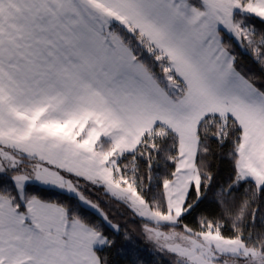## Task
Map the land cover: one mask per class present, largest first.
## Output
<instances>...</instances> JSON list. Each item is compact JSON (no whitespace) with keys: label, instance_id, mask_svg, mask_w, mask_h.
<instances>
[{"label":"snow or ice","instance_id":"snow-or-ice-1","mask_svg":"<svg viewBox=\"0 0 264 264\" xmlns=\"http://www.w3.org/2000/svg\"><path fill=\"white\" fill-rule=\"evenodd\" d=\"M89 186L170 264H264V0H0V264H109Z\"/></svg>","mask_w":264,"mask_h":264},{"label":"trees","instance_id":"trees-1","mask_svg":"<svg viewBox=\"0 0 264 264\" xmlns=\"http://www.w3.org/2000/svg\"><path fill=\"white\" fill-rule=\"evenodd\" d=\"M224 40L225 42H228L227 35L224 36ZM235 51L239 57V62L245 69H254V66L251 65L249 59L240 55L241 50L239 48H235ZM157 71H159V69H157ZM211 148L213 155L210 158V166L215 174V181L216 183H224L232 174V162L224 154L227 150L226 148L220 149L215 141L211 142ZM215 191V187L209 191L201 208L189 217L188 222L195 225V217L201 210L209 212L216 210V205L213 203V193ZM241 192H243V189H241ZM86 194L91 199L98 202L105 212L108 213L109 218L113 223L119 224L121 228V234L116 235L111 228H108L107 226L105 227L106 234L114 236L117 241L116 246L111 249H105L101 253V255L107 256L109 264H129L130 259L136 257H138L137 264H170L171 257L157 252L153 244L144 238L141 232V221L138 217H134L122 204L105 195L102 189L89 186ZM236 195L239 196L240 193H237ZM87 215L93 220L97 219L95 213L91 210H88ZM125 231L131 236L132 243L130 245L122 239V235ZM129 247L134 249V252L131 255L124 251V249Z\"/></svg>","mask_w":264,"mask_h":264}]
</instances>
